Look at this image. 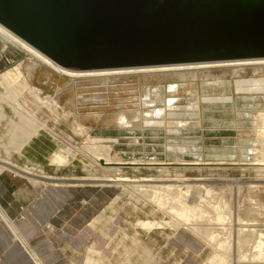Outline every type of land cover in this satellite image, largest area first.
I'll list each match as a JSON object with an SVG mask.
<instances>
[{
	"label": "rangeland",
	"instance_id": "374dc122",
	"mask_svg": "<svg viewBox=\"0 0 264 264\" xmlns=\"http://www.w3.org/2000/svg\"><path fill=\"white\" fill-rule=\"evenodd\" d=\"M12 49L15 57L10 53ZM31 59L35 60L22 48L10 46L4 49L0 52V75L22 63V72L27 77L34 64ZM34 72L32 87L40 98L55 101L57 110L53 112L40 104L30 93H25L18 102L54 131L64 145L75 150L76 155L40 134L24 146L22 154L8 151L14 147L6 140L0 142V159L4 160L1 165L19 175L24 174L20 169H29L33 173L30 177L51 184L59 183L66 188L71 185L91 188L92 195L100 199L93 208L94 218L101 208L104 211L101 221L98 218L93 222V226L97 223V228L107 233L101 238L104 243L102 254L108 257L104 264H241L243 261L254 264L247 257L241 259L238 253L235 262L222 255L219 257L210 244L179 223L164 207L147 200L133 185L173 184L180 185L184 192L188 184L202 186L201 193L199 188L195 195H202L208 201H203L205 208L209 204L216 205L214 195L217 199L231 196L236 209L232 211L235 213L232 217L237 214L239 219L230 218V224L225 222L221 228L237 231L241 225H247V233L257 231L256 237L260 234L264 238V170L260 171V166L243 167L240 161L241 154L256 161L250 149L264 150V143L257 140L254 125L255 117L264 114V64L77 80L57 74L44 65L38 66ZM6 91L0 87L3 103L15 107ZM137 114L142 115L140 121L136 120ZM124 118L129 120L132 131L121 126ZM76 126L83 127L87 134ZM185 140L191 143L186 144ZM183 142L192 149L201 148L199 154L203 161L216 162L217 158L214 160L211 156L217 154L225 159L229 157L226 161L218 159L230 166L188 170H177L174 166L165 174L156 169H124L122 173L114 174L103 170L86 148L90 144L111 146L115 149L111 158L116 161L126 153L141 160L150 157L175 162L174 149L171 151L169 146L176 147ZM130 148L135 150L128 152ZM139 154L140 158L137 157ZM184 159L188 162L194 160L191 156ZM254 161L249 160V164H257ZM162 177L172 180L183 177L186 182H152ZM113 184L120 188H114ZM102 186L113 187L102 189ZM189 195V201H193L194 193ZM241 220L244 224L240 223ZM256 237L247 246L249 248H245L248 249L245 255L249 254V249L253 251L251 248L258 240ZM251 252L246 256L250 257L254 253Z\"/></svg>",
	"mask_w": 264,
	"mask_h": 264
},
{
	"label": "water",
	"instance_id": "95a60500",
	"mask_svg": "<svg viewBox=\"0 0 264 264\" xmlns=\"http://www.w3.org/2000/svg\"><path fill=\"white\" fill-rule=\"evenodd\" d=\"M0 23L77 71L264 57V0H0Z\"/></svg>",
	"mask_w": 264,
	"mask_h": 264
},
{
	"label": "bare ground",
	"instance_id": "6f19581e",
	"mask_svg": "<svg viewBox=\"0 0 264 264\" xmlns=\"http://www.w3.org/2000/svg\"><path fill=\"white\" fill-rule=\"evenodd\" d=\"M10 46L13 48H19V49L22 48L27 54H30L35 59V60L31 59V61L34 62V64L32 66V69L28 72L27 77L22 72V70H23L22 63L17 64L15 67L8 69L6 72H4L3 74L0 75V87H2L3 89L7 90L10 93L9 96L12 97L14 104H16L15 107L5 105L3 103V100H2V98H4V97L0 93L2 96V97H0V142L3 143L4 140H6L7 143H9L11 146L14 147L13 149L8 150V151L18 152L19 154L22 152V149L24 148L25 145H27V144L29 145V143L32 142L39 134H42V135H45L48 138H50V140H52L54 142V144H56L60 148L65 149L66 151H68L69 153H71L74 156L76 155L75 150L71 149L69 146L64 145L60 141V138L57 136V134L54 131L50 130L48 126H46L45 124L40 122L36 118L35 115L29 113L18 102L19 98H21L25 93H30L35 97V99L40 104L48 107L53 112L57 110L58 105L55 101H53L52 99L40 98L39 93H37L36 89L33 88L31 85V81H32L31 77H33V73H35L34 71L37 70L38 66L44 65V66L50 68L51 70H53L54 72H56L57 74H62L66 77H70V78L77 80L79 78H92V77H94V78H102V77L103 78L104 77L111 78V77H118V76H130V75H136V74L163 73V72H171V71L178 72V71L189 70V69L224 68V67H232V66H239V65L241 66L243 64H245V65L264 64V57H262V58L261 57H258V58L253 57V58L230 59V60H221V61H206V62H196V63H177V64L143 66V67H136V68H116V69L77 71V70L68 69L66 67H63V66L57 64L49 56H47L46 54H44L43 52H41L40 50H38L37 48H35L31 44H29L28 42H26L22 38H20L18 35L14 34L11 30H9L8 28H6L4 25H2L0 23V52L4 51V49H6ZM10 53L14 57L16 56L14 49H12L10 51ZM140 114H141V112H140ZM121 115L124 116V114H121ZM137 115H135V116L137 117ZM138 117H139V115H138ZM138 117L136 120L139 119V121H140V117L139 118ZM124 119H123L124 125H121V126L126 128V129H131V131H132L133 127L130 124V122H128L129 120H127V119L124 120ZM121 121H122V119H121ZM254 121H255L254 125L258 128V129L256 128L257 140H261L262 143H264V114L259 113V115L257 117H255ZM148 122H149V120H148ZM151 122H153V121H151ZM151 122H150V124H151ZM122 124H123V122H122ZM198 124H199V122H198ZM133 126H134V124H133ZM76 127H79L81 130H83V132H85L87 134L86 130H84L83 127H81V126H76ZM81 133H82V131H81ZM174 133H175V131H174ZM132 135H133V133H132ZM175 141H174V143H175ZM185 142L187 144L189 141L187 142L185 140ZM185 142H183L184 144H182V145H180L181 144V142H180V144L176 145V147H172V146L170 147L169 146V149L171 151L174 149L172 151V153H173L172 155L176 156L175 162H167V159L161 160L160 158H150V157H149L150 159L148 158L146 160L145 159L141 160V159L136 158V155L131 157L130 155H128L126 153H122L125 155L121 156L122 157L121 160L116 161V160L111 158V154L115 150L111 146H106L105 144L104 145H102V144L101 145L90 144L89 146L87 145L86 148H87V152L92 154L99 161L98 164L100 167L103 168V170L110 171L114 174L122 173V171H124V169H136V170H138V169H156V170H161V172H163L165 174V172L169 168H172L174 166L177 168V170H188V169H194L197 167H204V166L205 167H207V166H215V167L216 166L217 167L223 166L224 167L228 163V162L225 163L222 161H226L229 157L227 159H225V158L219 157L217 154H215L211 157L213 159L217 158L216 160H218V161H216V162L203 161L201 159L200 154H199V152H201V148L196 147V148L192 149L191 147L186 146ZM137 143H138V141H137ZM189 143H191V142H189ZM143 144H145V143L143 142ZM132 146H134V145H132ZM136 147L138 148V146H136ZM135 148H132V149L135 150ZM132 149L129 150L128 152L132 151ZM250 150H251V153L253 154L252 157L255 158L256 161H254L253 159L251 160L250 159L251 157L249 158V156H247V155L241 154V156H240L241 160L240 161H241V163L243 162L242 163L243 167H254V166L259 167L260 166L261 168L259 170L260 171H261V169L264 170V150H261V151H259L257 149H250ZM213 152H215V151H213ZM133 153H135V152H133ZM115 156H118V155L115 154ZM186 156H191L194 160H192V162H188L186 159H184V157H186ZM254 156H256V157H254ZM118 157L121 158L120 156H118ZM137 157L140 158V154ZM218 157L223 159V160L222 161L219 160ZM259 158H262V160L258 161ZM249 160L254 161L257 164H249ZM3 161H1V159H0V162L3 163ZM254 162H252V163H254ZM2 163H0V172L1 171L3 172V170L5 169V167L1 165ZM8 163L12 164L10 161H8ZM3 165H5V164H3ZM227 166H230V165L227 164ZM20 170H22V172H24V174H20V176L26 178L27 182L20 189L19 193H20V196L22 198L24 197L27 200L29 198L33 199V197L38 194L37 192L46 189V187L48 185H51V186L53 185V186H55V188H59V187L63 186V185H60L59 183L58 184L57 183L51 184L50 182H47V181L45 182V181L30 177L31 175H33V173H31V171L29 169L25 168L24 170L23 169H20ZM168 173H166V174H168ZM15 174H18V173H15ZM25 174L28 176L30 175V176L28 177ZM35 177H37V175H35ZM105 177H107V176H105ZM179 177H180V175H179ZM97 179H100V178H97ZM178 179H180V180H178ZM141 181H139V182H141ZM131 182H135V181L131 180ZM148 182H150V181H148ZM152 182L185 183L186 179H183V177H182V179L177 178V180L176 179L172 180V179H163V177H162V179L160 178L159 180H155ZM113 186H114V188H120V186L116 185V184H113ZM113 186H109V187L102 186L103 187L102 189H105V188L109 189ZM133 187L137 192L141 193L142 196H144L150 202H152V203H154V204H156L162 208L164 207L166 212L169 213L171 216L175 217L179 223H182V224H185V226H188V228H190L194 233H196L199 237H201L206 243L210 244L215 249V251L219 257H220V255H222L223 257H225V259H231L233 261V260H235V255L238 253L242 256V258H241V256L238 255V256H240L241 259H244V258L246 259V257H247V260L249 261V259H252L254 264H264V238L262 237V235L259 234L258 237H256L255 233L257 231H249L247 233V230H245L247 228V225H245V226L241 225V227L243 229L241 228L237 231H235V230L232 231L229 229L227 230L225 228H223L224 229L223 230L221 228L225 222H229V224H230V218L232 220V218H233L232 216L235 215V213H232V211L234 210V202L232 201L231 196L228 197L226 195L227 197H225V196L222 197L219 195L220 197H218V199H217L216 195H214L215 191L213 193L210 192L211 194H213L215 196L214 200H217V203H214L216 205L215 206L213 205V207H212V205L209 204V206L207 208H205L206 205L204 204L203 201L206 202L207 200H205V198L202 195H195L196 192L199 190L201 193L202 188H203L202 186L200 188L199 186L193 187L192 185L190 186L188 184V186H186L187 187L186 192H184L182 190L183 188L180 185H173V184H169V185H146V186H144V185H135L134 186L133 185ZM193 190H194V192H193ZM227 190H229V189H227ZM208 192H205V193H208ZM233 192H234V190H233ZM190 193L191 194L194 193L193 201H189V198H190L189 194ZM209 194H207V195H209ZM212 198H213V196H212ZM227 199L229 200V202L226 201ZM213 202L211 201V203H213ZM207 203H208V201H207ZM209 207H212V208L209 209ZM235 210L233 212H235ZM236 217H237V214L233 219H239ZM5 220H7V219H5ZM242 221H244V220H241L240 223L244 224V222L242 223ZM7 222L9 223L8 220H7ZM238 222H239V220H238ZM245 224H247V222ZM248 229H249V227H248ZM14 232H15V230H14ZM235 232H236V234H235ZM253 232H254V235H252ZM15 233H14V235H15ZM224 234H226L227 237ZM222 236H223V238L226 237V239H223V238L220 239ZM251 236L253 238H251ZM255 237L258 238V240L256 239L257 241H254V243L252 244L253 247L251 248V250L253 249L252 252H254V253L251 254V256H250L251 258H250L249 256H246V255H250L251 251L249 249V254L246 253V255H245L244 253L248 251V249L246 250L245 248H249L247 246H249V244H251L253 239L255 240ZM231 239H232V241H230ZM243 249L245 250L244 252H243ZM233 257H234V259H232ZM233 262H235V261H233ZM241 264H252V262L250 261V263H249V262L243 261Z\"/></svg>",
	"mask_w": 264,
	"mask_h": 264
},
{
	"label": "crops",
	"instance_id": "0c3cea01",
	"mask_svg": "<svg viewBox=\"0 0 264 264\" xmlns=\"http://www.w3.org/2000/svg\"><path fill=\"white\" fill-rule=\"evenodd\" d=\"M15 173L0 172V264H104L107 233L93 226L104 211L94 218L91 188L48 185L27 200L19 193L27 180Z\"/></svg>",
	"mask_w": 264,
	"mask_h": 264
}]
</instances>
